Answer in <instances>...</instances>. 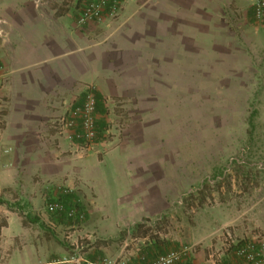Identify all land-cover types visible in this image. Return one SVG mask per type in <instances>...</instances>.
I'll return each mask as SVG.
<instances>
[{"label":"rangeland","instance_id":"374dc122","mask_svg":"<svg viewBox=\"0 0 264 264\" xmlns=\"http://www.w3.org/2000/svg\"><path fill=\"white\" fill-rule=\"evenodd\" d=\"M262 1L221 0L215 24H205L197 51L189 46V71L174 72L172 87L152 91L156 100L141 96L140 106L111 100L100 109L99 127L107 130L91 145L89 159L94 165L107 161L92 177L102 208L90 222L87 209L97 207L94 188L64 182L60 187L71 193L61 199L85 207V221L54 214L48 198L41 216H32L43 225L32 223L30 232L43 231L52 249L60 251L54 258L79 244L89 255L99 250L118 262L124 251L143 264V253L153 258L189 247L180 264H220L232 254L230 236L234 242L264 240V15L259 18L255 11ZM1 25L0 18V46ZM208 28H214V37H208ZM148 207L150 214H140ZM131 209L136 214L127 215ZM52 218L58 221L55 228ZM146 219L161 226L164 250L147 253L143 240L134 245L120 235ZM100 221L112 228L121 224L122 230L109 229L104 236Z\"/></svg>","mask_w":264,"mask_h":264},{"label":"crops","instance_id":"0c3cea01","mask_svg":"<svg viewBox=\"0 0 264 264\" xmlns=\"http://www.w3.org/2000/svg\"><path fill=\"white\" fill-rule=\"evenodd\" d=\"M90 1L0 0L5 33L0 114L3 146L11 148L0 158V264H48L59 254L41 229L36 235L30 230L32 223L43 225V219L32 216H41L44 200L63 197L59 188L64 182L94 188L97 207L87 209L90 222L102 208L92 177L95 167L107 161L94 165L90 149L71 139L72 130L58 120L81 106L90 88L96 94L99 133L107 130L99 127L100 109L111 100L136 106L141 96L156 100L152 91L172 87L174 72L189 71V46L197 51L205 24H215L212 17L220 13L221 0H127L117 19L79 26L78 15ZM213 32L208 28V37ZM140 214H150V208ZM262 217L264 233V209ZM49 222L54 228L58 223L55 218ZM107 222H97L103 235L122 230L121 224L112 228ZM130 239L134 245L140 242ZM121 254L118 264H138ZM101 257L99 250L87 254L88 263Z\"/></svg>","mask_w":264,"mask_h":264},{"label":"built area","instance_id":"2783aa9c","mask_svg":"<svg viewBox=\"0 0 264 264\" xmlns=\"http://www.w3.org/2000/svg\"><path fill=\"white\" fill-rule=\"evenodd\" d=\"M127 0H91L81 9L77 24L86 26L90 24L104 23L109 19H115L119 16ZM259 18L264 15V1L258 3L255 7ZM4 76L0 66V82ZM97 100L93 92H86L85 100L81 106L75 107L71 114L58 120L63 129L72 130L71 139L81 142L84 147L89 148L98 136L96 120ZM1 113V112H0ZM4 120L0 114V158L10 153L11 148L3 146ZM63 197L71 193V189L60 187ZM48 209L58 216H64L74 223H82L86 219V213L75 206H69L61 198L52 199L48 204ZM229 251L233 249L229 260L221 261L220 264H264V240L255 239L237 244L231 236L227 239ZM190 252L189 247L168 251L157 258L150 260L142 256L140 259L143 264H176L183 261ZM215 258V255L213 254ZM88 258L82 245L76 244L72 253L63 257H55L48 264H87ZM88 264H118L117 261L101 257Z\"/></svg>","mask_w":264,"mask_h":264},{"label":"trees","instance_id":"16d2710c","mask_svg":"<svg viewBox=\"0 0 264 264\" xmlns=\"http://www.w3.org/2000/svg\"><path fill=\"white\" fill-rule=\"evenodd\" d=\"M97 109V108H96ZM97 130L98 126H97ZM98 135H99V131H98ZM98 137V136H97ZM202 191V190H201ZM198 193V192H197ZM200 193V191H199ZM198 193V194H199ZM194 193H190L188 195V198L192 197ZM67 197V196H66ZM65 199V198H64ZM69 205V204H68ZM72 206V205H69ZM75 207L82 209L85 213L86 211L84 210V208L82 207V205H80L79 203H76L74 205ZM202 206V205H201ZM64 217V216H63ZM66 218V217H65ZM148 219H146V221L144 222H137L131 229L130 232L127 231H123L121 232L120 235H122V238H126L127 236H130V238L133 239H140L144 241L145 246L143 247L142 250L147 251V253L151 252L150 250L153 248L158 249V251H162L164 250V246H166V239H163L161 237V226L159 225V223H156L154 225L147 223ZM245 242V240H240L238 242H235L237 244L243 243ZM175 250V249H174ZM167 253L166 251H163L161 253H159L158 255H156L155 257L151 258L148 257V254L143 253L142 256L147 257V259L153 260L155 258H157L158 256ZM140 256V258L142 257ZM183 261L177 262L176 264H180Z\"/></svg>","mask_w":264,"mask_h":264}]
</instances>
